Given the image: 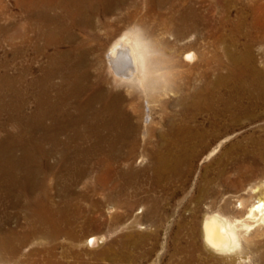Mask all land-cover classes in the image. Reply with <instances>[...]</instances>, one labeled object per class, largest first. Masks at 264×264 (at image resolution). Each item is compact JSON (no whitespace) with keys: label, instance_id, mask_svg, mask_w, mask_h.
<instances>
[{"label":"bare ground","instance_id":"1","mask_svg":"<svg viewBox=\"0 0 264 264\" xmlns=\"http://www.w3.org/2000/svg\"><path fill=\"white\" fill-rule=\"evenodd\" d=\"M19 6L21 9L20 22L24 28L22 38L20 36L22 39L20 50L25 61L23 75L20 73L19 80L23 85L21 100L24 116L22 119L25 130L34 132L37 136L39 145L41 144L40 150L46 151L45 143L50 142L52 154L71 152L69 154L72 159L70 162L68 161V167L64 165L67 167V188L75 190L76 186L82 182L81 179L87 174L80 162L87 161L90 155L82 153L102 150L113 155L107 160L116 163L115 172L121 176V185L119 184L121 188H119L118 194L122 195L123 192L131 196V190L137 189L135 186L136 172L133 166L136 158L140 155L134 148L136 145L129 152H116L114 148L116 142H113L116 133L112 121L113 115L112 113L109 115L107 111L108 109L112 110L111 104L123 94L122 87L131 88L130 95L136 88L146 95L147 106L143 104L144 111L147 112L148 120L152 121L154 99L150 92L155 89H160V91L166 89L170 69L176 67V64H166L167 62L172 63L171 57L179 65L188 61L193 74L189 77L190 83L181 81L182 84L176 89L179 92L177 102L183 110V118L180 123H177L175 118L171 120V123L169 122L171 138H174L167 141L161 151L162 154H159L156 159L155 182L161 183L167 172H178L183 158L191 163V158L202 152L201 146L208 138L212 140L221 138L217 147L229 138H242V143L236 142L232 147L238 149L244 158H249L253 165L264 167V122L256 123L259 132L256 128L237 130V127L254 124L260 114L264 116V69L258 67L255 52V45L264 43V0H19ZM3 10L5 11V9ZM205 50H209V53ZM213 51L215 63H212L213 67L209 65L206 68L202 82H200L198 69L201 65L193 64L192 61L200 56L201 52L211 59ZM41 56L47 58L46 64L38 65L39 69L36 72L37 67L35 66V68L34 64L38 59L41 60ZM189 57L191 58L189 59ZM29 75H32V79L28 78ZM132 98H136V93ZM258 98L262 99L263 104H259ZM258 105H260L261 112H258ZM130 108L132 109V107ZM115 109L113 108V110ZM204 111L209 115V117L206 116L208 120L205 122L199 119V114ZM132 118L134 120V117ZM130 129H132L131 126H129ZM143 133L146 138L148 129H144ZM131 141L134 142V139ZM135 141L137 142V140ZM90 142L94 143L89 145ZM214 150L212 149L211 153ZM12 155L10 151H6L1 140L0 198L8 196V193L11 194L10 192L20 185L19 174L23 175L12 167ZM141 155L143 156V154ZM49 163L51 162L49 161ZM62 164L64 163L62 162ZM88 164L90 165V163ZM54 167L53 165L54 177L60 181V173L63 172V169L60 167L54 169ZM40 173L42 174V172ZM162 185L167 193L166 199H171L176 192L173 186L169 185V181ZM11 187L14 189L9 190L8 188ZM213 193L212 191L211 195ZM246 193H255L258 198L247 209L249 210L247 218L241 220L225 215L221 211H215L214 207L222 199L215 196L208 202L206 198L209 196V192L204 188L200 189V193L193 196L190 204L192 203L198 208L202 202L206 201L209 203V207H213V211L208 208L200 218L196 213L197 209L191 207V218L188 220L193 237L190 244L197 246V236L201 233L204 245L228 264H264V236L261 239L251 240L244 234L255 227L257 228L258 225L264 224V185H251L246 189ZM37 195L39 196V194ZM120 199L123 200V197L120 196ZM151 199V196L146 198L147 201H152ZM33 200L34 202L39 201L37 198ZM158 200L160 199H156L159 207ZM7 211L5 210V212ZM34 212H32L33 215ZM169 215L170 212L164 216L168 218ZM163 217L160 216V219L163 220ZM198 224H201L200 228ZM35 230H32V233L19 234L21 242L18 240L20 246L17 249L23 248L21 245L25 244L27 238L35 235ZM98 237L93 235L87 240L88 244L95 245L98 242ZM34 242L35 238H31L28 244L31 245ZM46 258L48 257L46 256ZM0 264H2V258H0Z\"/></svg>","mask_w":264,"mask_h":264},{"label":"rangeland","instance_id":"2","mask_svg":"<svg viewBox=\"0 0 264 264\" xmlns=\"http://www.w3.org/2000/svg\"><path fill=\"white\" fill-rule=\"evenodd\" d=\"M0 2L2 4H0V141L2 140L4 143L6 151H10V153L14 155H12L13 160H11V165L16 168L15 170H17V172L23 174H19V181L20 185L24 183L23 186L18 185L19 187H15V190L17 191L13 190V187L8 188L9 190H13L10 192L11 194L14 193L13 195L8 193L9 197L2 196L0 198V254L2 253L0 258H2V264H228L222 258L214 255L213 252H211L204 245V238L201 233L199 234L201 236H197L198 245L193 246L190 244L192 243L191 238L193 237L189 224L192 213L191 207H195L197 209L196 213L200 218L208 208L213 211V207H209L210 205L209 203H206V201L202 202L198 208L192 203L191 205L190 202H192V199L200 193V189L204 188L209 192V196L206 198L208 202L213 200L215 196H219L222 199L218 203L220 207L218 205L214 207L215 211H221L225 215H230L232 218H239L241 220L247 218L249 211L247 209H249L251 205L256 202L258 197L255 193H246V189L255 184L264 185V167L253 165L249 158H244L238 149L232 147V145L236 142L242 143V138H229L221 142L219 147L217 146L220 143L221 138L213 140L211 138L206 139L207 141L205 140V144L201 146L202 152H200L198 156L192 157L191 163L190 161L188 162L186 158H183V163L180 165L181 167H179L178 172H167V175L161 183L155 182L156 173L154 172V169L157 165L156 159L159 154H162L161 151H163L167 141L174 138H171V120L175 118L174 120L177 123H180L183 118V110L181 105L177 102L179 92L178 90L176 91V89L184 81L190 83L189 77L193 74V72L190 71L192 70L191 64L188 61H184L182 65H179L173 57L170 58L172 63H166L167 65L176 64V67L170 69L169 81L166 89H161V91L160 89H155L150 92L152 94L151 97L154 99L152 121L150 119L148 120L147 112L144 111L145 107L143 104H146L147 106V100L145 99L146 95L144 92L136 88L133 89L132 94L130 95V91L132 89L125 86L122 87L124 89L123 94L125 95V98L122 94V97L120 96L118 100L111 104L110 107L112 110L110 111L108 109L107 111L109 115L111 113L113 115V120H111L114 122L116 129L113 141L114 143L116 142L114 147L116 152H129L136 145L134 148H136L135 150L138 155H140L136 158L133 166V168L135 167L134 170L136 172L135 186L137 189L131 190V196L129 194H124L123 192L122 195L118 194V190L121 188V176L115 172L116 163H112L110 160H107L109 159L108 157H112L113 155L107 152L109 154L108 155L102 150L89 153L87 152L86 154L84 152L82 153L83 155H90L87 161L80 162L87 174H85V177L81 179L82 182L80 181L81 183L76 186L75 190H71L66 187L67 164L68 161L70 162L72 159L70 157L71 154H69L71 152H66L65 154H52V152H50V142H46V145L44 144L46 151H49L48 153L42 149L40 150L39 146L41 144L39 145V141L35 133L25 130L26 128L22 119L24 116V110L22 108L21 100L23 85L20 84L21 81H19L21 76L20 73L23 75V64L25 63L20 50V43H22L21 38L24 32L23 25L20 22L21 9L19 6V0H0ZM3 9H5V11ZM212 48L214 50V46ZM205 51L209 53V50ZM255 52L258 67L264 69V43L261 45L260 43L255 45ZM202 53L203 52H201L200 56L192 61L193 64L199 63L201 65V68L199 67L198 69L200 82H202V77L206 68L209 65L213 67V64L215 63L214 51L211 59ZM40 59L41 60L38 59V61L34 64V67H37L36 72L39 69L38 65L46 64L45 60H47V58L45 56H41ZM28 78L32 79V75H29ZM123 89L120 88L121 91H123ZM135 93L136 98L133 99L132 97L135 96ZM128 99L129 101H127ZM258 102L259 104H263L261 98H258ZM112 107L117 109L113 110ZM130 107H132V109ZM28 110L30 111V108ZM258 112H261L260 105H258ZM206 116L209 117L206 111L201 112L199 114V119L205 122L208 120V117ZM132 117H134V120ZM130 119L133 120V123ZM120 120L123 121L121 122ZM147 122L149 123L146 126ZM263 122L264 116L260 114L258 120L252 124L253 126L247 125L245 127H237V130H252L256 128L258 129L257 132H259V128L256 123L260 124ZM129 126L132 127V129H130L131 131L129 130ZM144 129H148V137L146 136V138H144ZM133 139L134 142L131 141ZM135 140H137V142ZM92 143L94 142H90L89 145ZM215 147L217 148L214 150ZM212 149L214 150L213 153H211ZM146 152L148 153V156ZM141 154H143V156ZM48 160L51 163H49ZM62 162L64 164H62ZM97 162L99 164H96ZM88 163H90V165ZM53 165L55 166L54 169L56 167L63 169V172L60 173V181L56 180L54 177L55 175L52 168ZM112 170L114 171L112 172ZM40 172H42V174ZM172 177H174L173 180H171ZM167 181H169V185H172L173 189L176 191L171 199H166L167 193L162 185V183L165 184ZM212 191L214 193L211 195ZM36 193L39 194V196ZM61 194L66 195L64 196ZM18 195L21 196V198H19ZM120 196L123 197V200L120 199ZM148 196H151L152 201L146 200ZM156 197L160 199L158 200V202H160L159 207ZM34 198H37L39 201L34 202ZM13 204L15 205L13 206ZM4 209L8 211L5 212ZM32 212H34V215ZM169 212V217H165L164 215ZM55 214H58V216ZM160 216H164L163 220L160 219ZM34 223L35 225H33ZM198 226L200 228L201 224H198ZM12 227L15 229H12ZM2 228L3 230H1ZM257 228H253V230L255 229L254 231H247L244 233L245 236H249L248 238L251 240L263 238L264 224L261 226L258 225ZM34 229H36L35 235L26 239V245H21L23 248L17 249L21 242V236H19V234L23 235L25 233H32V230ZM93 235L99 236L98 242H96L95 245L88 244L87 240ZM31 238H35V242L30 245L28 243ZM191 249L194 250L192 251ZM45 255L48 258H46Z\"/></svg>","mask_w":264,"mask_h":264},{"label":"snow or ice","instance_id":"3","mask_svg":"<svg viewBox=\"0 0 264 264\" xmlns=\"http://www.w3.org/2000/svg\"><path fill=\"white\" fill-rule=\"evenodd\" d=\"M191 57H189V59H190Z\"/></svg>","mask_w":264,"mask_h":264}]
</instances>
